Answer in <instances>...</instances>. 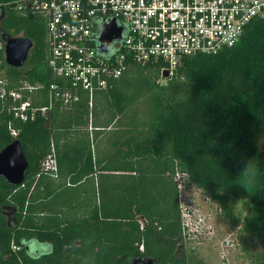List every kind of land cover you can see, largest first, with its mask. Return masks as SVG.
<instances>
[{
	"label": "trees",
	"instance_id": "1",
	"mask_svg": "<svg viewBox=\"0 0 264 264\" xmlns=\"http://www.w3.org/2000/svg\"><path fill=\"white\" fill-rule=\"evenodd\" d=\"M14 1L0 0V31L33 48L22 67H9L0 37V78L6 91L40 84L31 104L47 109L23 122L0 98V151L18 140L29 164L23 186L0 177V264H186L183 249L175 255L184 248L176 175L233 226L230 201L250 204L244 228L264 264V19L233 47L184 58L162 83L160 68L134 65L91 102L79 91L49 108L48 87L61 81L47 65L46 22L6 5ZM52 153L56 179L40 171ZM91 187L96 204L80 217Z\"/></svg>",
	"mask_w": 264,
	"mask_h": 264
},
{
	"label": "built area",
	"instance_id": "2",
	"mask_svg": "<svg viewBox=\"0 0 264 264\" xmlns=\"http://www.w3.org/2000/svg\"><path fill=\"white\" fill-rule=\"evenodd\" d=\"M6 5L46 22L47 65L61 81L48 87L49 108L56 100H77L79 91L91 102L96 91L134 65L158 67L161 77L167 72L166 79L171 78L184 58L233 47L252 20L264 19V0H16ZM111 21L121 28V37L101 53L102 27ZM5 83L1 78L0 98L12 102L14 119L24 122L45 112L46 107L31 104L30 96L43 88L40 84L20 82L6 91ZM40 171L57 178L53 153ZM181 177L176 175L178 187ZM196 222L202 224V219ZM10 249L17 253L21 247L12 242Z\"/></svg>",
	"mask_w": 264,
	"mask_h": 264
},
{
	"label": "rangeland",
	"instance_id": "3",
	"mask_svg": "<svg viewBox=\"0 0 264 264\" xmlns=\"http://www.w3.org/2000/svg\"><path fill=\"white\" fill-rule=\"evenodd\" d=\"M164 80L161 78V83ZM143 108L146 113L145 106ZM102 139L97 141L100 145ZM178 189L185 229L183 252L186 264H261V245L244 228L245 219L251 216L247 201H230L229 205L238 220V225L233 226L219 205L188 183L185 177H181ZM198 217L202 219V224H197Z\"/></svg>",
	"mask_w": 264,
	"mask_h": 264
},
{
	"label": "water",
	"instance_id": "4",
	"mask_svg": "<svg viewBox=\"0 0 264 264\" xmlns=\"http://www.w3.org/2000/svg\"><path fill=\"white\" fill-rule=\"evenodd\" d=\"M3 17L4 11L1 9L0 21ZM0 37L4 43L3 52L6 65L13 68L22 67L33 48V42L24 37H11L2 31H0ZM120 37L121 28L117 27L113 21L104 24L99 37V51L106 53L108 46ZM162 77L166 78L167 72H164ZM28 168V161L18 140H14L0 151V177L11 187L17 188L23 184ZM140 222L143 223L141 219ZM182 249L181 246L177 248L175 254L177 257L180 256ZM136 262L135 260L132 264H137Z\"/></svg>",
	"mask_w": 264,
	"mask_h": 264
},
{
	"label": "crops",
	"instance_id": "5",
	"mask_svg": "<svg viewBox=\"0 0 264 264\" xmlns=\"http://www.w3.org/2000/svg\"><path fill=\"white\" fill-rule=\"evenodd\" d=\"M93 128L94 127H92V126H88V128H87L88 132H92L93 130H95ZM53 179H56V178H53ZM79 196H80L79 198H80V202H81L80 204H82L83 196L82 195H79ZM87 196H88V199H89V203H86V205L85 204L80 205V208L76 209L75 212H74L77 215H79L80 217H85V216L87 217L89 215V212L92 210V208L96 204L97 198H96V194L94 193V188L93 187H91V190H89V192L87 193L86 197ZM71 215H73V214H71Z\"/></svg>",
	"mask_w": 264,
	"mask_h": 264
},
{
	"label": "flooded vegetation",
	"instance_id": "6",
	"mask_svg": "<svg viewBox=\"0 0 264 264\" xmlns=\"http://www.w3.org/2000/svg\"><path fill=\"white\" fill-rule=\"evenodd\" d=\"M2 20V19H1ZM1 22V21H0ZM22 82V81H21ZM24 82V81H23ZM184 249V248H183ZM133 261H135V260H133ZM133 261H131V263L130 264H132V262ZM137 264H148V263H150V264H155V261L153 260V259H151V258H148V259H145V260H137V262H136Z\"/></svg>",
	"mask_w": 264,
	"mask_h": 264
}]
</instances>
